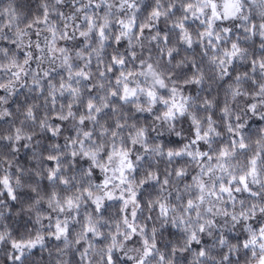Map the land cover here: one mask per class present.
I'll return each instance as SVG.
<instances>
[{
	"label": "snow or ice",
	"instance_id": "1",
	"mask_svg": "<svg viewBox=\"0 0 264 264\" xmlns=\"http://www.w3.org/2000/svg\"><path fill=\"white\" fill-rule=\"evenodd\" d=\"M0 19L5 264L53 242L49 264H264V0H0Z\"/></svg>",
	"mask_w": 264,
	"mask_h": 264
},
{
	"label": "clouds",
	"instance_id": "2",
	"mask_svg": "<svg viewBox=\"0 0 264 264\" xmlns=\"http://www.w3.org/2000/svg\"><path fill=\"white\" fill-rule=\"evenodd\" d=\"M21 2L23 3L24 0H21ZM28 3L35 5L36 0H27ZM42 2V0H41ZM49 2H54V0H49ZM65 2H67V0H65ZM251 3V0H244V14L248 13V7ZM253 15L255 16V18L257 19V21L260 20V16L255 14V10H253ZM239 22V21H237ZM5 27L4 22L2 19H0V45H2L3 43V31L2 29ZM184 53L181 52V58H183ZM197 59L199 60V57H197ZM185 67H187V64L184 65ZM218 83V82H217ZM196 109L193 108V111H195ZM138 117L141 119V122H146L147 124L151 125L153 123L152 119H151V115L147 114V113H138L137 114ZM258 124L260 126H264V120H260L259 117H255L254 118ZM159 124L160 122H156V126L159 128ZM162 131H164V136L166 138H173L175 137L176 139H181V137H176L175 136V131H168L165 127V129H161ZM180 130V125L177 126L176 131ZM18 158L21 161L24 160H28L30 159V154L26 152V150H21L20 153L18 154ZM32 163H34V161H32ZM26 166H31V165H26ZM7 161L5 160L4 154L0 153V174H3L5 171H7ZM22 191V190H21ZM15 206V209H19L20 205L17 202H12V203H8L6 201L5 196L0 195V213H3V216L0 217V225H3L6 220L8 223L12 224V227H16L17 225L11 222V217L13 215V212L10 211L11 209H13V207ZM17 219L20 221H27L28 224V228L31 230H35L36 228H39L41 231L45 232L46 235V231H47V227H48V223L49 221L47 219H43L41 221L40 224H34L33 221L35 219V213H31V214H25L23 216H17ZM239 229H236V232H238ZM55 244L56 242H53L52 245H49V251L48 252H44L43 255V262L42 264H49L48 262V257H49V253H51V257L52 260L55 261L57 259H60L58 253L55 252L54 248H55ZM40 253H38L39 255ZM65 261H71L72 257L71 255H66L62 258ZM76 259L78 260L79 257H76ZM234 259H236V257H234ZM251 259L250 256H243L242 258L239 259V264H248V261ZM0 264H5V252H4V247L2 244H0ZM8 264H11V262H8Z\"/></svg>",
	"mask_w": 264,
	"mask_h": 264
},
{
	"label": "trees",
	"instance_id": "3",
	"mask_svg": "<svg viewBox=\"0 0 264 264\" xmlns=\"http://www.w3.org/2000/svg\"><path fill=\"white\" fill-rule=\"evenodd\" d=\"M36 253H37V254L39 253V250H38V249L36 250Z\"/></svg>",
	"mask_w": 264,
	"mask_h": 264
}]
</instances>
